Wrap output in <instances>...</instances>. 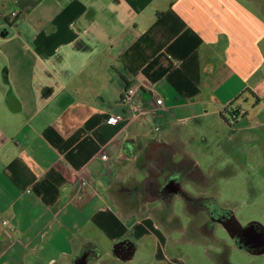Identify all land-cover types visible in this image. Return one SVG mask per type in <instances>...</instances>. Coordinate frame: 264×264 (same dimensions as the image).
Instances as JSON below:
<instances>
[{
	"label": "crops",
	"instance_id": "0c3cea01",
	"mask_svg": "<svg viewBox=\"0 0 264 264\" xmlns=\"http://www.w3.org/2000/svg\"><path fill=\"white\" fill-rule=\"evenodd\" d=\"M1 58L0 264L167 258L184 239L232 264L217 222L264 253L263 224L197 192L199 168L264 185V0H0Z\"/></svg>",
	"mask_w": 264,
	"mask_h": 264
},
{
	"label": "rangeland",
	"instance_id": "374dc122",
	"mask_svg": "<svg viewBox=\"0 0 264 264\" xmlns=\"http://www.w3.org/2000/svg\"><path fill=\"white\" fill-rule=\"evenodd\" d=\"M7 16H11L13 21H15V17H17L16 12H12ZM6 63V59H0L1 66H4ZM217 164L218 158L213 163L214 167H216ZM198 171L199 176L197 178V192L199 194L203 191L202 189H204L206 190L205 196L214 195L216 204H218L220 207L228 209L231 212L233 211V213L236 215V218L243 225H248L252 222H258L264 225V195H261L264 193V185L258 183H250L249 185H245L241 178H236L234 179L235 181L231 180V182L226 183L223 179H218L217 174H215L212 178V181L215 183L209 185L206 183L202 174H200L202 173L200 168L198 169ZM247 187H254L255 189L259 188L260 195L255 198L252 193H248L252 190H248ZM175 210L177 217V220L175 222L178 225H176V227L173 224L170 225L171 227H173L171 228V230H173L171 231V233L167 232L169 235L174 237H176V235L180 236V232L177 230L179 224L182 226L184 224L190 223L189 217L185 215L183 206L180 202H177ZM159 218L162 219L164 217L160 216ZM206 218L207 216L202 214H198L196 217L191 218L194 220L196 219L198 228L197 230H199V232H202L201 225L204 224ZM173 219L174 217L171 220L172 223ZM213 223L216 222L213 221ZM215 232L220 239L226 240L229 244H231L229 253L230 261L232 262V264H264V253L252 254L248 251L239 249L231 240L222 224L217 222L215 226ZM202 233L203 236L207 235V232ZM202 235H200V233L198 234L199 237ZM201 239L204 241H208L209 239L214 240L213 237H210L209 239L202 237ZM178 244L180 245L177 248L173 245V243H168L165 245L164 249L166 251V255H168L167 258H164L161 249H158L157 251V249H154L155 246L152 245V247L150 246L146 250L145 254L143 255L144 258L142 260H136L135 262L128 261L120 264H179L180 261L178 260V255H182L181 259L183 261V264H216L213 258L207 253L206 246L209 245L213 248V250H219L218 245L206 242L203 243L201 241H193L191 239H184Z\"/></svg>",
	"mask_w": 264,
	"mask_h": 264
},
{
	"label": "built area",
	"instance_id": "2783aa9c",
	"mask_svg": "<svg viewBox=\"0 0 264 264\" xmlns=\"http://www.w3.org/2000/svg\"><path fill=\"white\" fill-rule=\"evenodd\" d=\"M136 90L137 87L135 85H130L129 87L126 88L125 90V94H124V100L127 103H132L134 100V96L136 94ZM155 100L157 103L159 104H163L164 103V98L160 95V94H155ZM226 113H227V122L233 126L236 124V122L238 121L239 117H240V112L233 107L232 105L227 107ZM102 157L104 159L108 158V154L104 153L102 155ZM86 183V182H84Z\"/></svg>",
	"mask_w": 264,
	"mask_h": 264
},
{
	"label": "water",
	"instance_id": "95a60500",
	"mask_svg": "<svg viewBox=\"0 0 264 264\" xmlns=\"http://www.w3.org/2000/svg\"><path fill=\"white\" fill-rule=\"evenodd\" d=\"M173 187L176 189V188H179V184H173ZM229 226H230V229H231V233L232 235H237L239 233V231H241V227L239 226L237 220L235 219V217H229L228 220H227Z\"/></svg>",
	"mask_w": 264,
	"mask_h": 264
},
{
	"label": "trees",
	"instance_id": "16d2710c",
	"mask_svg": "<svg viewBox=\"0 0 264 264\" xmlns=\"http://www.w3.org/2000/svg\"><path fill=\"white\" fill-rule=\"evenodd\" d=\"M227 109V108H226ZM226 111V110H225ZM225 119H226V117H225ZM225 262H226V264H229L226 260H225Z\"/></svg>",
	"mask_w": 264,
	"mask_h": 264
}]
</instances>
